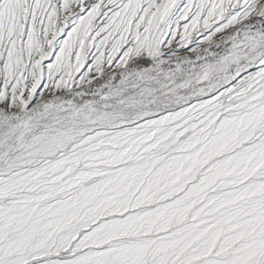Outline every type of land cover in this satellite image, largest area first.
Segmentation results:
<instances>
[{"label":"snow or ice","instance_id":"snow-or-ice-1","mask_svg":"<svg viewBox=\"0 0 264 264\" xmlns=\"http://www.w3.org/2000/svg\"><path fill=\"white\" fill-rule=\"evenodd\" d=\"M0 264H264V0H0Z\"/></svg>","mask_w":264,"mask_h":264}]
</instances>
